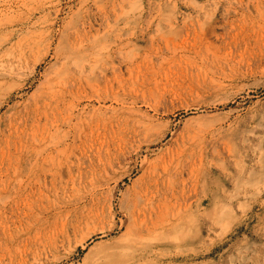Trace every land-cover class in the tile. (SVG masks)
Returning <instances> with one entry per match:
<instances>
[{
  "label": "rangeland",
  "instance_id": "374dc122",
  "mask_svg": "<svg viewBox=\"0 0 264 264\" xmlns=\"http://www.w3.org/2000/svg\"><path fill=\"white\" fill-rule=\"evenodd\" d=\"M0 12V264H264V0Z\"/></svg>",
  "mask_w": 264,
  "mask_h": 264
},
{
  "label": "crops",
  "instance_id": "0c3cea01",
  "mask_svg": "<svg viewBox=\"0 0 264 264\" xmlns=\"http://www.w3.org/2000/svg\"><path fill=\"white\" fill-rule=\"evenodd\" d=\"M193 207H195V209H193ZM190 206L192 213H190L189 217H188V223L191 222L194 218L193 213L198 215V213L195 212L196 209V205L195 206ZM205 212H208L205 214V216L208 217H214L217 218L218 217V211H214L213 209L206 210ZM197 219V217H196ZM196 221V220H195ZM196 222H194L195 225ZM197 224V223H196ZM201 230V229H200ZM180 232V233H179ZM179 232L175 233H171L170 234V246L171 251L174 252H181L182 254H184L186 256V254H190L189 257L191 258V260H181V259H171L170 262L168 264H213L212 260H210V256H206L203 260L202 257H196L199 253H201V251H203V245H202V233L201 231H199V233L197 232L196 229H194L192 231V235L190 237V239H184V235L185 232H182L179 230ZM181 245H184L183 247ZM194 256V257H193Z\"/></svg>",
  "mask_w": 264,
  "mask_h": 264
},
{
  "label": "bare ground",
  "instance_id": "6f19581e",
  "mask_svg": "<svg viewBox=\"0 0 264 264\" xmlns=\"http://www.w3.org/2000/svg\"><path fill=\"white\" fill-rule=\"evenodd\" d=\"M32 1V0H31ZM23 3H24V1H23ZM34 11V10H33ZM1 13V12H0ZM6 14V13H5ZM12 18V17H11ZM2 81V80H1ZM6 82V81H5ZM1 83V82H0ZM2 83H4V82H2ZM7 84V83H6ZM7 86V85H6ZM5 86V87H6ZM0 88H1V86H0ZM2 88H4V87H2ZM2 88H1V90H2ZM0 90V91H1ZM4 91V90H3ZM6 91V90H5ZM2 92V91H1ZM7 95V94H6ZM3 98V97H2ZM142 199V198H141ZM135 202V201H134ZM135 204V203H134ZM134 208V207H133ZM157 208V207H156ZM167 208V207H166ZM136 211V210H135ZM139 211V210H138ZM152 212H153V210H152ZM164 214V213H163ZM143 215V214H142ZM143 222V221H142ZM141 223V222H140ZM145 225V224H144ZM146 227V226H145ZM153 230V229H152ZM82 239V238H81Z\"/></svg>",
  "mask_w": 264,
  "mask_h": 264
}]
</instances>
